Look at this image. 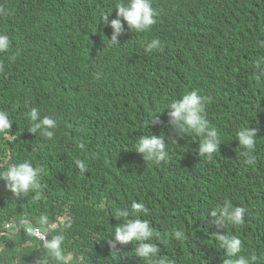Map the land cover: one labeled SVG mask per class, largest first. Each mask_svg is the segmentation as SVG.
<instances>
[{"label": "trees", "instance_id": "trees-1", "mask_svg": "<svg viewBox=\"0 0 264 264\" xmlns=\"http://www.w3.org/2000/svg\"><path fill=\"white\" fill-rule=\"evenodd\" d=\"M119 2L0 0V34L10 40L0 52V111L13 120L0 133V174L24 161L42 169L39 199L15 196L0 180V232L26 219L47 225L49 241L64 237L54 259L21 223L17 236L0 235V264H149L135 254L139 242L109 244L115 213L132 201L145 204L136 218L159 234L152 264L239 256L264 264V76L257 80L255 67L264 58V0H152L156 23L137 32L121 18L113 44ZM154 38L161 47L146 53ZM191 90L207 98L206 118L222 139L211 159L198 154L203 137L168 123V106ZM32 108L56 121L51 138L29 132ZM247 126L258 131L251 164L236 136ZM152 133L165 137L167 162L134 149ZM226 202L245 209L242 224L212 222L210 210ZM218 234L238 237L241 252L229 256Z\"/></svg>", "mask_w": 264, "mask_h": 264}, {"label": "clouds", "instance_id": "clouds-1", "mask_svg": "<svg viewBox=\"0 0 264 264\" xmlns=\"http://www.w3.org/2000/svg\"><path fill=\"white\" fill-rule=\"evenodd\" d=\"M115 8L117 9V18L110 21V25L114 29L110 39L113 44L119 43L117 37L125 31L121 18H123V21H126L129 30L137 32L146 31L156 23L158 13L152 7V0H120ZM110 13L111 11L102 13L101 15V19L106 24L109 23ZM9 44V37L0 34V52L6 51ZM160 47L161 41L154 38L145 46V52H152ZM261 65H264V58L258 59L255 63V67L258 70L257 80L261 76H264V68H261ZM206 101L207 98L198 94L197 90H191L168 106L172 110L167 115L169 117L168 123L173 126L178 135L195 133L197 136L203 137L202 142L199 143L198 154L200 157L207 156L211 159L212 155L219 149L222 139L217 129L209 126V121L205 115ZM29 115L30 120L33 122V127L29 129V132L35 134L40 130L43 132V135L51 138L53 135L51 129L56 127V121L48 116L40 118L39 111L36 108H32ZM12 123L13 120L10 119L9 113L0 111V133L10 130ZM150 123L153 125L160 123L159 117L155 115L151 118ZM257 132V128L247 126L240 129L236 134L239 145L244 149L242 155L245 156L248 164L254 161L252 153L255 151ZM134 149L138 153L143 154L144 160H149L157 165L161 162H167L169 155L165 137L153 133L151 135H142ZM5 161L6 159H4L1 165H4ZM76 163L81 170L85 169L86 165L82 161H77ZM41 172L42 169L34 167L29 161H24L7 167L0 174V180L6 182V187L15 196H23L29 192H35L36 198L39 199L41 194ZM148 211L149 209L143 202L137 201H132L130 209L117 211L114 217L121 222L112 230L114 239L109 240V244L115 249L117 248V244L127 245L133 241L139 242L135 254L147 260L149 264H152L153 258L156 257L159 248L157 244L150 241L154 236H158L159 234L154 232L148 220L136 218L138 214H147ZM244 213V208L233 206L231 203L226 202L223 206L210 210L208 215H210L212 222L216 225H220L221 223L227 224L229 222L233 225H239L244 222ZM24 222H29V220H20V224ZM4 226L8 231L0 232V235L13 236L11 232L15 231V222L9 221ZM32 226L34 228L40 227L33 224ZM13 227L14 230H12ZM182 235L180 231L174 233V237L177 239L182 238ZM63 239L62 235H57L55 239L50 241H47L45 238V246L54 258L62 255L61 245ZM217 239L229 256H236V254L241 252L242 242L238 237L218 234ZM156 264H167V262L157 260ZM224 264H249V261L244 256H239L235 260H225Z\"/></svg>", "mask_w": 264, "mask_h": 264}, {"label": "water", "instance_id": "water-1", "mask_svg": "<svg viewBox=\"0 0 264 264\" xmlns=\"http://www.w3.org/2000/svg\"><path fill=\"white\" fill-rule=\"evenodd\" d=\"M33 225L45 227L46 228L45 237H46L47 241H49V230H50V228L47 225H45L44 223H34ZM19 232H20V220L15 222V232L12 235L17 236L19 234ZM54 259H56V258H54Z\"/></svg>", "mask_w": 264, "mask_h": 264}, {"label": "built area", "instance_id": "built-area-1", "mask_svg": "<svg viewBox=\"0 0 264 264\" xmlns=\"http://www.w3.org/2000/svg\"><path fill=\"white\" fill-rule=\"evenodd\" d=\"M28 231H29L32 235L36 236L37 238H41V239H43V240H45V238H46V237H45V234L42 233V232L40 231L39 228L28 229Z\"/></svg>", "mask_w": 264, "mask_h": 264}, {"label": "rangeland", "instance_id": "rangeland-1", "mask_svg": "<svg viewBox=\"0 0 264 264\" xmlns=\"http://www.w3.org/2000/svg\"><path fill=\"white\" fill-rule=\"evenodd\" d=\"M24 223H27V222H24ZM30 227L32 226L31 224L27 223ZM15 232V231H14ZM14 232H11V235L14 233Z\"/></svg>", "mask_w": 264, "mask_h": 264}]
</instances>
